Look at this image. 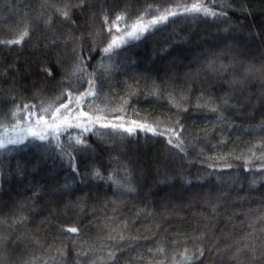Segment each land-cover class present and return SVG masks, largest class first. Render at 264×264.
<instances>
[{
  "label": "trees",
  "instance_id": "16d2710c",
  "mask_svg": "<svg viewBox=\"0 0 264 264\" xmlns=\"http://www.w3.org/2000/svg\"><path fill=\"white\" fill-rule=\"evenodd\" d=\"M76 3L0 0V40L30 30L0 44V118L36 105L49 119L41 103L54 109L94 80L83 111L163 135L97 125L63 132L59 147L30 138L0 152V264H232L225 250L264 247V0H217L209 6L226 16L170 17L111 55L116 15L123 31L150 6L184 0H88L70 21L56 13ZM69 137L87 145L69 148Z\"/></svg>",
  "mask_w": 264,
  "mask_h": 264
},
{
  "label": "snow or ice",
  "instance_id": "6c2138e0",
  "mask_svg": "<svg viewBox=\"0 0 264 264\" xmlns=\"http://www.w3.org/2000/svg\"><path fill=\"white\" fill-rule=\"evenodd\" d=\"M217 0H209V3L206 4L205 0H184V3L177 4L176 10L172 8L165 9H153L151 6L145 11L144 15H138L136 20L131 24H125L124 30L121 31L119 23L125 20L124 14L116 15L115 19L112 21V27L108 28V31L111 33L112 28L114 27L117 33L120 35H113L103 51L105 55H111L112 52L121 46V44L128 43L130 40H138L147 33L152 27L165 23L170 17H175L177 15H186V16H196L202 15L204 17H220L226 16L227 13L223 11H215L209 4H215ZM88 4V0H78V3L73 4L71 7L68 4H65L63 8H56V13L65 20H71L72 8L85 9ZM155 11L156 15H153L151 19L145 20V15L148 12ZM50 21H46L48 23ZM108 17L104 16V23L108 24ZM30 36L29 25L24 24L22 30L16 32L15 37L11 39H2L0 44L3 45H20L26 38ZM215 70V69H214ZM45 71H47L45 69ZM76 71H82L81 68H77ZM50 74V73H49ZM95 81H89V88L82 94L76 96L72 92L61 93V97L67 96V103L61 102L58 107L52 108V105L49 104L47 107L43 103L40 105V112L47 113L49 119L45 118V115L41 114L37 116L35 109L36 105H32L29 110V105H24L23 109L19 106L16 109L12 110L3 118H0V152L5 150H10V146H19L26 142L28 139L38 140L41 142L47 141L49 137L57 141V146L59 147V137L63 132H67L71 128H80L81 135L92 131L93 127L99 126L100 128H111L113 131H125L129 135L134 134L135 127L140 128L142 131H150L154 134L163 135V132H157L156 129L145 125L137 124L136 121H131L130 123L135 127H125L123 123H101V120L106 119L105 116L97 115L95 113L89 114V112L83 111L81 109V104L83 103L85 97L97 95L95 91ZM61 97H57V100H61ZM70 105H73L70 107ZM123 109H118L122 111ZM216 111L215 108L212 109ZM96 112H103L102 109H96ZM118 119H123L118 117ZM5 120H11V123H5ZM168 132L172 133L178 138V133L174 129H167ZM70 143L69 148L75 145L86 146V140L80 137H69ZM169 144H172L171 139L168 140ZM183 141L175 144L174 147L180 148L181 151L184 149L181 147ZM70 155V153L66 152ZM74 157L72 158L73 163L71 164L73 171H76L74 164ZM99 176V172L96 173ZM23 221H19L22 223ZM3 222L0 221V224ZM11 227V225H9ZM67 232L77 233L79 229L77 227H69L66 229ZM121 240L124 237L121 235L119 237ZM7 238L0 233V246L3 245ZM109 239H116V237H109ZM163 251V249H160ZM218 252L220 250H217ZM232 261V264H254L258 258H264V247L257 249L254 245L244 244L243 247H236L234 249L225 250ZM63 257L64 253H60ZM78 256H86L87 253L81 251L77 254ZM185 260H190L191 257H188L186 253L181 254ZM200 255H204L203 251H200ZM109 260H116V252L110 251L107 254ZM88 264H96L94 260L89 261Z\"/></svg>",
  "mask_w": 264,
  "mask_h": 264
},
{
  "label": "rangeland",
  "instance_id": "374dc122",
  "mask_svg": "<svg viewBox=\"0 0 264 264\" xmlns=\"http://www.w3.org/2000/svg\"><path fill=\"white\" fill-rule=\"evenodd\" d=\"M42 22V24L44 25V27L46 28L47 27V23L44 21V20H42L41 21ZM46 31L48 32V33H50L51 32V30L50 29H46ZM50 35H52V37H55L53 34H50ZM51 37V36H50ZM56 38V37H55ZM58 38H56V40H57ZM57 43V41H52L51 42V44H56ZM157 161H159V157L157 158ZM101 264V263H100Z\"/></svg>",
  "mask_w": 264,
  "mask_h": 264
}]
</instances>
